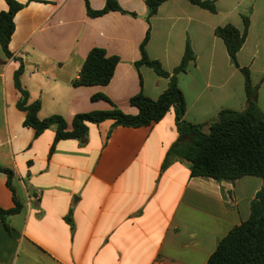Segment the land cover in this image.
Here are the masks:
<instances>
[{"label":"crops","instance_id":"crops-1","mask_svg":"<svg viewBox=\"0 0 264 264\" xmlns=\"http://www.w3.org/2000/svg\"><path fill=\"white\" fill-rule=\"evenodd\" d=\"M24 8L15 17L7 58L0 45V168L12 170L20 213L10 232L0 221V264H17L21 253L47 264H207L219 241L250 217L262 180L244 177L217 181L191 177L189 164L175 159L163 167L179 140L172 108L150 127H114L113 121L89 123L84 142L55 144L51 128L36 137L24 127L17 108L20 93L14 74L24 64L21 86L29 101L41 102V120L64 117L71 128L78 114L112 107L92 96H107L124 113L135 115L130 99L139 93L157 100L169 79L134 63L148 24L145 0H117L133 15L111 12L91 18L106 0H15ZM215 3L211 13L187 0H168L151 19L148 56L172 72L189 41L196 54L178 76L185 120L210 124L223 110L247 107L245 78L230 61L216 29L233 25L248 35L237 55L256 88L264 114V0H202ZM0 0V11H7ZM93 48L120 63L107 86L73 87ZM54 147V148H53ZM7 175L0 172V208L15 207Z\"/></svg>","mask_w":264,"mask_h":264},{"label":"trees","instance_id":"trees-1","mask_svg":"<svg viewBox=\"0 0 264 264\" xmlns=\"http://www.w3.org/2000/svg\"><path fill=\"white\" fill-rule=\"evenodd\" d=\"M7 11H0V45L7 58L13 54L9 50L15 32V17L24 5L15 0H5ZM168 0H145L147 7L146 22L148 30L140 45V60L134 63L139 72L145 66L152 69L159 77L169 79L167 90L157 99L147 98L142 92L130 99V105L137 109V114L124 113L107 96L97 94L93 100H103L111 105L108 111H94L78 114L73 118L71 128L67 120L54 115L41 120L39 112L41 102L29 101V93L21 86L24 64L14 74L15 87L20 93L17 108L25 112L24 127L32 128L36 137L48 129L55 128V144L62 140L84 142L88 136V124L99 125L113 121L114 127L143 128L160 122L174 108L176 112L179 140L169 150L163 167L173 160L180 159L189 164L191 177H207L217 181H237L244 177H256L263 184L251 203L250 217L233 228L226 237L219 241L215 252L207 264H264V114L256 103V88L251 82L248 68L241 67L237 55L243 48L249 29V16L245 15L243 31L233 25L216 29V35L226 46L231 63L238 68L245 78L247 107L243 111L223 110L216 121L210 124H192L185 120L186 103L178 84V76L186 73L196 61V54L188 41L179 66L172 72L166 71L158 60H152L147 53L151 37V19L160 6ZM211 13H216L212 1L187 0ZM87 13L91 18H100L111 12H126L117 0H106L102 10H93L86 1ZM120 63L117 56H108L102 48H93L84 61L79 76L72 82L73 87L107 86L111 83L116 67ZM54 148V147H53ZM7 175V187L13 192L15 207L9 210L0 208V221L10 232V218L22 210L12 186V170L0 168Z\"/></svg>","mask_w":264,"mask_h":264},{"label":"rangeland","instance_id":"rangeland-1","mask_svg":"<svg viewBox=\"0 0 264 264\" xmlns=\"http://www.w3.org/2000/svg\"><path fill=\"white\" fill-rule=\"evenodd\" d=\"M17 264H47V262L42 256H37L33 258L31 261H29L24 257V254L21 253Z\"/></svg>","mask_w":264,"mask_h":264},{"label":"built area","instance_id":"built-area-1","mask_svg":"<svg viewBox=\"0 0 264 264\" xmlns=\"http://www.w3.org/2000/svg\"><path fill=\"white\" fill-rule=\"evenodd\" d=\"M156 264H161L160 262H157Z\"/></svg>","mask_w":264,"mask_h":264}]
</instances>
